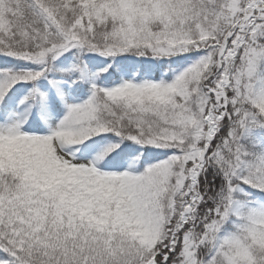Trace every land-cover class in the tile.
<instances>
[{"label": "snow or ice", "instance_id": "snow-or-ice-1", "mask_svg": "<svg viewBox=\"0 0 264 264\" xmlns=\"http://www.w3.org/2000/svg\"><path fill=\"white\" fill-rule=\"evenodd\" d=\"M0 264H264V0H0Z\"/></svg>", "mask_w": 264, "mask_h": 264}]
</instances>
